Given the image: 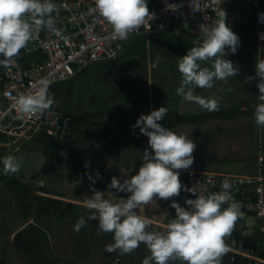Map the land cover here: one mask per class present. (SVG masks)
Returning <instances> with one entry per match:
<instances>
[{
	"label": "crops",
	"instance_id": "obj_1",
	"mask_svg": "<svg viewBox=\"0 0 264 264\" xmlns=\"http://www.w3.org/2000/svg\"><path fill=\"white\" fill-rule=\"evenodd\" d=\"M226 20L232 31L238 34L240 38V47L235 54L229 53L225 58L232 60L234 66H238L239 71L236 75L226 80H214L211 88L194 87L195 95L216 98L219 105L217 110L208 111L194 102L184 100L175 93V89L180 85L181 80V74L177 69L178 60L186 54L184 49H190L194 44L200 42L202 38L199 37L197 39L189 37V32H187L184 27H181L184 31L180 32L178 36L186 41H181L178 38L173 46L171 44H162L158 46V51L160 52L158 57H156L157 59H154V61L158 63L156 66L157 70L153 72L154 75L151 76L152 71H150L147 73V79L138 81L137 78L142 79V77L137 73L133 74L138 83L133 82L137 84V86L132 85L130 88L133 90H130L135 92L136 105L117 104L113 106L108 115L102 111V106L105 103H102L101 107L95 105V111L90 114L82 110L81 112H75L73 110L75 104L69 106L67 108L68 111L62 109L66 112H72L74 115H86V118L92 117L96 136L93 138L90 136L82 137L77 135L81 145V152L78 151L77 155L78 160L75 161V156L71 155L69 150H67L69 152H67V158H72L74 164L70 167L66 165L67 160L64 161V178L62 179L56 176H49L51 179L60 180L58 182L59 184L56 185L58 188L57 192H54V189H51L52 192H50L49 188L44 186L43 187L48 189L50 193L38 192L33 189V187L39 186L33 183L30 187L27 186V188L21 190L19 193L17 192L18 199L23 192L31 191L30 194L32 193L31 195H33V197L34 195L40 194L43 197L63 201L65 204L60 210L63 209L65 212H68V209L72 208V204L79 205L81 209H88L83 204V200L85 196H87L84 193V189L86 190L89 187L97 186L102 192L107 190L105 192L106 198L115 199L117 193L114 191V194L108 193L110 190L107 186L112 176L120 177V174H122L121 171H123L121 167L128 166V162L123 165L122 159H129L131 161L130 167H132L129 171H123V173L128 174L130 172L134 175L142 163V152L148 147L147 137L140 134L139 130H134L135 135L132 134L133 130L130 129L131 115L136 112L147 114L150 110L160 106H164L168 110L162 119V124L165 127L175 124L171 130L177 134L186 135L196 144V148L192 153L194 156L193 164L189 169L180 170L181 172L230 174L236 176L258 175L260 168L257 164V155L260 144V133L264 140V126L257 125L254 121L255 106L259 103V93L256 88L259 78L257 77L249 81H247L246 78L254 75L257 59L264 58V41L260 40L258 36L259 33H264V27L259 28L254 24V13L246 5H237ZM186 42L189 43L185 44ZM135 57L139 58V54ZM149 61L150 60L147 62ZM199 63L201 66L211 67L210 60L200 61ZM145 80L149 84L147 91L142 90L140 87V83L142 84ZM58 88L59 87L56 89L54 88L56 92ZM74 88L75 90L71 100H73L79 92L78 86H74ZM87 94L89 95L88 92ZM0 105L5 106L1 91ZM123 106H125V108L122 110L116 109L117 107ZM177 115L182 117L181 121H179ZM106 122L107 124L105 125ZM81 129L87 132V134L92 133L90 132L91 128L86 126ZM109 136H111L112 139L106 140ZM69 138L70 134L67 143L65 145L63 144V146L74 142V139L70 141ZM17 139H19V137ZM91 142L93 143L91 144ZM9 143L10 142H7V140L0 139V150L2 149V151H0V156L11 155L13 153L14 155H12L17 157L21 162H23L22 160H24V158L30 161L31 158L18 153L21 149L11 152L10 149L12 145L9 146ZM87 145L89 147H87ZM49 156L50 154L47 157L44 155L49 165H46V168L39 172L41 173V177H43L45 171L51 165L50 160L48 163ZM86 163L90 168H85ZM94 163L98 164L97 172L100 174L99 178L94 184L92 181V184H90L89 180V184L86 180L83 182L82 176L84 175L87 177L86 173L95 176L92 170L94 168ZM30 169L32 168L30 167ZM25 170L29 171V165H23L21 163V168L16 173L24 177L21 172L24 174L27 173ZM261 170L264 172V166ZM13 174L14 173L5 174L4 178L7 176V179L5 178L4 180L5 185L17 182L16 179H10ZM75 174H79L78 177L74 178L76 176ZM29 175L31 178L32 174ZM35 176L32 179L33 182L39 179L40 181L46 179V177L36 179ZM54 186L55 184L53 188ZM68 186H70V188L77 186L85 195H66L64 189L68 188ZM0 194L2 195V193ZM186 197L195 198V195L188 191H181L179 195L175 197V200L183 205ZM67 203L68 206L66 208ZM155 204L156 208L153 204H149L140 211L146 214L147 207H149V214H146V216L149 218L150 222L154 224L153 226L160 229V226H164L166 224L165 222H168V220L162 217H156L155 213L156 211L160 213L161 208L164 212L165 210L170 212V206L168 201L164 199L156 200ZM21 207L22 206L18 205L15 212L3 213L0 215V264L91 263L89 261L93 255V251L90 248L93 246L88 247L87 241L88 239H95L97 242L98 237L95 233L86 235V231H84L85 236H83L82 242L79 241V236L78 238L74 237L75 241L73 242L72 236L68 233L67 229L58 228V230L53 228L54 225L45 223L41 226L38 224V218L34 216V207L33 209L30 207V214L27 215H23L24 212L20 211ZM49 208L50 210H48L49 213L47 216H50V222H52L54 220L51 217L54 218L56 212H54V207H52V205H49ZM241 211L243 215L237 219V225L243 229V235L250 236L255 232L257 233L259 225L258 220L252 213L246 211L244 206L241 208ZM80 213L81 212L73 219L70 214L67 221L60 218L58 225H60L61 222L64 223L69 221L74 224L77 218H79ZM57 215H59V213H57ZM2 222L4 227L2 226ZM48 222L49 220L47 223ZM52 229H55V233L52 232ZM54 237L59 239L60 247L58 248L53 241ZM262 237L261 243L264 242V235H262ZM237 238H239V236L234 232H230L224 237L229 250L221 257L223 258L227 254L229 258L228 264H234V255L236 254L241 255L244 259L240 264H245V259L250 261L249 264H264V259L254 253L250 243L247 244L243 239H239L238 241ZM100 243L102 244L101 240H99V245ZM108 257L109 256L104 255L98 260V264H114L113 259H109ZM92 261L94 260L92 259Z\"/></svg>",
	"mask_w": 264,
	"mask_h": 264
},
{
	"label": "clouds",
	"instance_id": "obj_2",
	"mask_svg": "<svg viewBox=\"0 0 264 264\" xmlns=\"http://www.w3.org/2000/svg\"><path fill=\"white\" fill-rule=\"evenodd\" d=\"M147 2L95 0V8L89 11L95 10L111 25L113 38L125 39L130 31L152 17ZM198 3L199 0H190L193 12L199 10ZM54 12H57L54 0H0V66L7 68L41 28L67 40L68 37L55 26ZM258 16L264 17V13H258ZM258 36L264 41V33ZM239 47L240 38L228 25L226 12L221 10L208 36L179 58L177 69L181 80L175 89L176 95L208 111L217 110L218 100L195 95L194 87L211 88L214 80H226L236 75L238 66L225 57L229 53L235 54ZM207 60L211 61V67L199 63ZM257 77L260 102L255 106L254 121L264 126V58L257 59L254 75L246 79ZM49 84L50 81L42 77L35 92L16 98L15 107L20 116L48 110L52 106ZM167 111L166 107L160 106L147 114H140L130 125L133 135L138 128L139 133L147 137L148 147L143 150L142 163L134 175L110 178L107 188L125 195L111 199L105 196L107 190L94 189L90 197L85 196L83 204L95 210L91 218L97 220L98 231L112 233L113 242L104 245L106 252L119 250L121 254H127L142 243L149 254L143 257L141 264H176L177 261L180 264H220V257L229 250L224 237L243 215L241 204L233 198L228 179L221 182V191L208 195H196L182 185L180 170L189 169L193 164L192 153L196 144L161 123ZM21 163L13 155L0 156L5 174L17 172ZM86 175L94 184L100 174ZM181 191L191 192L195 198L186 197L183 205L172 199L170 207L175 210L174 218L164 225L163 231L149 230L150 220L140 210L155 204L156 200L176 197ZM86 222L81 216L73 229L79 231Z\"/></svg>",
	"mask_w": 264,
	"mask_h": 264
},
{
	"label": "built area",
	"instance_id": "obj_3",
	"mask_svg": "<svg viewBox=\"0 0 264 264\" xmlns=\"http://www.w3.org/2000/svg\"><path fill=\"white\" fill-rule=\"evenodd\" d=\"M57 12H54L57 28L68 37L63 40L54 33L41 28L39 33L19 51L10 65L0 66V91L5 106L0 105V138H17L36 124L38 130H45L61 144H66L70 134L71 117L64 112L58 102L54 87L70 81L76 73L91 62L117 59L135 38L143 33L160 30L170 20L178 30L181 27L189 32H197L202 39L210 33L218 13L226 12V18L239 6L246 5L254 13V24L264 27V0H199L198 11L193 12L190 0H161L159 5L147 2L152 17L146 18L141 26L130 31L125 39L113 38L111 25L94 10L95 0H54ZM191 25V28H188ZM49 81L48 94L53 104L48 110L31 115L20 116L15 100L21 94L37 90L40 78ZM260 102V101H259ZM22 125V127H20ZM257 164L260 172L255 176H236L230 174L181 172L179 177L183 186L190 188L196 195H208L221 191V182L228 179L231 193L243 189L247 195L244 204L246 211L258 220V231L264 235V140L259 134ZM0 164V183L5 173ZM191 193V192H190ZM191 193V194H193ZM193 194V195H195ZM264 247V242L262 243Z\"/></svg>",
	"mask_w": 264,
	"mask_h": 264
},
{
	"label": "rangeland",
	"instance_id": "obj_4",
	"mask_svg": "<svg viewBox=\"0 0 264 264\" xmlns=\"http://www.w3.org/2000/svg\"><path fill=\"white\" fill-rule=\"evenodd\" d=\"M180 30H178L175 23H173L171 26H169L165 31L161 33L153 31L144 36H139L136 38L135 42L131 45L130 52L125 54L123 57L110 60V61L94 63L86 69L83 75L77 76L71 81L61 83V84H56L54 88L56 89L57 87H59L61 88V91H62L60 95L57 96L60 106L62 107L63 110L68 111L67 108L71 106L72 104H75L74 109H73L75 112H81L82 110L90 114L95 111L94 109L95 105L101 107V104L105 103L102 106L103 108L102 111L107 113L108 115L110 111L112 110L113 106L117 104L136 105L135 92L132 91L133 90L132 88H130L132 87V85L137 86V84L135 83H138L136 79L134 78L133 74L137 73L138 75L142 77V79L137 78L138 81L147 79V73H149L150 71H152L151 76L154 75L153 72L157 70L156 66L158 64L157 61H154V59H157L156 57H158V54L160 52L158 51V46L162 44H171L173 46L175 41L178 38H180V36H178L179 33L184 31L183 28H180ZM183 40L186 41L185 39ZM202 40L203 39L201 38L200 41ZM188 43L189 42H186L185 44H188ZM143 44L146 45V49L148 50L145 53L139 54L138 51L144 48ZM138 54H139V58H136L135 56H137ZM148 60L150 61L147 62ZM149 66L151 67V69ZM148 85L149 84L147 83L146 80L142 84L140 83V87L144 91L148 90V87H149ZM68 86L69 87L78 86L79 92L76 95L77 97L75 96L73 100H71V98H68L67 96ZM87 92L89 93V95L87 94ZM0 139L7 140V142L12 143L11 137L4 136V138L1 137ZM69 139L70 141L74 139L73 140L74 142H71L70 144L66 145V149L65 148L63 149V155L65 157V160H67L66 165L71 167L74 164L73 163L74 161L72 160V158L71 159H69V157L67 158V154L70 152L71 155L75 156V161H77L78 160L77 155H78V151L81 150V147H80L81 145L79 143V137L77 135L70 136ZM108 139L110 140L112 139V137L109 136L107 137L106 140ZM49 140L50 139L48 138L47 134L45 133L43 129L40 131L38 130L35 134L31 136V138L27 139L23 143V145L19 148V150L21 149V151H19L18 153L24 154L25 156H28L29 158H31L30 161L27 158H24V160H22L23 165H27V164L29 165V171L25 170L27 172L25 174L21 172L24 175V177H21L20 174H17L15 172L13 176L10 177V179L12 178L16 179L17 182H12L7 185H5V182L0 184V193H2V195L0 194V215H2L3 213L7 214L9 212H15L18 205L22 206L20 208L21 209L20 211L24 212L23 215L25 214L27 215V214H30V210H31L30 206L32 207V209L34 207V210H35L34 216L38 218L39 225L43 226V224L45 223L48 225L49 224L54 225V227L53 226L52 227L55 229H58V228L67 229L68 233L72 236L73 242L75 241L74 237L78 238V236L80 237L79 241L82 242L83 236H85V233L86 235L93 234V233L96 234L98 239L101 240L102 244L100 243L99 245L98 239H97V242L95 239L93 240L88 239L87 241L88 247L93 246L90 248L93 251V255L89 261L91 262L90 264H98V260L101 259L104 255L109 256L108 258L109 259L112 258L113 261L115 260L114 264H141L143 257L149 254L147 248L142 243L135 250L127 254H121L119 250L115 252H111V253L106 252L104 250V245L110 244L113 242L111 239L112 233H102L98 231L97 220L91 218L94 215L95 210L86 209V208L81 209L80 207H78V208H70L68 209V212L67 211L65 212V210L62 209L59 215L55 214L54 218L51 217L54 221L50 222L51 221L50 216H47V214L49 213L48 210H50L49 204L47 202H44V201L39 202V203L34 202V197L33 195H31L32 193L30 194L31 191L30 192L27 191V194L24 192L23 194L21 193L22 195L18 199L17 192L19 193L22 189L27 188V186L30 187L31 185H33V183H35V185L39 187L44 186L46 188H49L50 192H52L51 189H54V192L58 191V188L56 185L59 184L58 183L60 181L59 179H51L49 177H46V179L41 180V181L40 179L35 182H33L32 180L33 177L37 175L40 171H42L46 165L47 166L49 165L47 164V160L44 157V152L47 146L46 144ZM92 143L93 142H91V144ZM87 147L89 146L87 145ZM67 150H69V152ZM0 151H2V149ZM49 162L50 161L48 160V163ZM122 162H123V165L127 162L130 164V165L128 164V166L121 167L123 171L127 172L130 170V168H132L130 167L131 161L129 159L123 158ZM93 166L94 168L92 170L94 173H96L98 164L94 163ZM30 167L32 169H30ZM88 168H90L89 165H88ZM32 170H35V171H32ZM123 171H121L122 174H120V176L124 175ZM28 173L32 174L31 178ZM78 175L79 174H77L74 178L78 177ZM128 175H132V173L129 172ZM82 180L83 182H85L86 180L88 184L89 182L90 184H92L91 181L84 175L82 176ZM54 184L55 186L53 188ZM94 189L95 188L89 187L86 190L84 189V193L90 197ZM97 190H100V188H97ZM64 192L66 195H71V194H78L80 196L85 195L83 191L79 190L77 186H73L72 188L68 186V188L64 189ZM37 195H40V194H37ZM153 206L156 208V204H153ZM148 208L149 207H147L146 214H149ZM76 211L81 212L79 215V218L83 216L85 220L87 221L85 226L82 227L79 231H75L73 229V225L76 222H74V224L71 221L64 222V223L61 222V224L58 225L60 218L65 219L67 221V219L69 218L71 214L72 219H73L76 216ZM155 214H156L155 215L156 217L158 218L162 217L168 221L174 218L175 216V212L172 209H170V212H167V210H165L164 212V210H162L161 208V212L159 213L156 211ZM79 218H77V220ZM48 220L49 222L47 223ZM153 225L154 224L150 222L149 230L160 231L158 227L153 226ZM2 226H3V222H2ZM55 229H52L53 233H55L54 231ZM84 231L86 232L84 233ZM53 241L57 248L60 247L59 239L57 237H54ZM226 255L223 258L220 257V264H228L229 258H228V255L227 256ZM92 259L94 261H92ZM66 264H69V263H66ZM176 264H180V262L177 261Z\"/></svg>",
	"mask_w": 264,
	"mask_h": 264
},
{
	"label": "trees",
	"instance_id": "obj_5",
	"mask_svg": "<svg viewBox=\"0 0 264 264\" xmlns=\"http://www.w3.org/2000/svg\"><path fill=\"white\" fill-rule=\"evenodd\" d=\"M148 2L150 4H155V5H159L160 4V2L158 0H148ZM171 24L169 26H171ZM149 33H151V32H149ZM149 33H143V34H141L139 36H144V35L149 34ZM139 36H137V37H139ZM136 38H135V40H136ZM179 39L181 41H184L183 38H181V37ZM135 40L132 41L129 45H127L126 51H124V53L120 57H123L125 54L130 52L131 45L135 42ZM143 45H144V48L142 50L138 51L139 54L140 53H145L148 50V49H146V45L145 44H143ZM195 45L196 44H194V46ZM184 51L187 53L188 49H184ZM85 71H86V69L83 72H81L78 76L83 75L85 73ZM74 90H75L74 86H70V87L68 86V88H67V96H68V98H71L73 96ZM57 92H58V95H60V93L62 92L61 88H58ZM124 108H125V106L117 107L116 109L122 110ZM64 112H66V111H64ZM66 114L71 117V121H72L71 127H70V136L71 135H79V136H82V137L83 136H86V137L90 136V137H93V138L96 136V134L94 132L95 125H94V122L92 120V117L91 118L90 117L86 118V115L78 116V115L72 114V112H66ZM140 114H143V113L136 112V113L131 115L132 116L130 118L131 125L135 123L136 119L138 118V116ZM177 118L179 119V121H181V119H182V117L179 116V115H177ZM162 121H161V123H162ZM106 124H107V122L105 123V125ZM85 126L88 127V128H91L90 132H92V133H88L87 134V132H85L84 130L81 129V128L85 127ZM174 126H175V124H173L172 126L171 125L170 126L167 125V127L170 128V129L173 128ZM20 127H22V125H20ZM135 130H139V129L137 128ZM47 136H48V138L50 140L46 144L47 146H46V150L44 152V155L47 157L50 154L48 160L51 161V165L47 168V170L45 171L43 177L56 176V177L62 179V178H64L63 177L64 176L63 172H64V167H65V163H64L65 157L63 155V149L66 148V146L64 147L63 144L59 143V141L55 140L54 138H52L48 134H47ZM59 148H61V151L59 150ZM40 175H41V173L37 174L35 176V178L36 179L40 178ZM43 177H41V178H43ZM5 178L7 179V176ZM5 178H4V180H5ZM33 189H35L38 192L50 193L48 191V189H46L44 187H33ZM112 190L115 192V189H112ZM25 193L27 194V192H25ZM232 196H233V198L236 201L240 202L241 208H243L244 204L247 201V195L245 194L244 190L243 189H238L235 192H232ZM172 199H175V197H171V198H169L167 200L169 206H170V201ZM43 201L47 202L49 205H52V207H54L53 209H54V212H56L55 214H57L60 211L61 207L65 204L63 201H60L58 199L47 198V197H43L41 195H34V202H38L39 203V202H43ZM67 206H68V203L66 205V208H67ZM224 206L226 207L227 205H224ZM78 207H79V205L72 204V208H78ZM169 208L172 209L171 207H169ZM172 210L175 212L174 209H172ZM78 213L79 212L76 211V215ZM75 217H77V216H75ZM165 223H167V222H165ZM237 224H238V222L236 221L233 229L231 230V233L234 232V233L238 234V236H239V238H237L238 241H239V239H243L247 244L250 243V245L252 246V248L254 250V253L258 254V256H260V258L264 259V249H263L262 243H261L262 239H263V237H262L263 234H261L258 231L257 233L255 232V233H253L250 236H244L243 235L244 234L243 229L238 227ZM243 260L244 259L242 258L241 255H237L236 254V255H234V262L233 263L234 264H240ZM245 262H246L245 264H249L250 261L248 259H245Z\"/></svg>",
	"mask_w": 264,
	"mask_h": 264
},
{
	"label": "water",
	"instance_id": "obj_6",
	"mask_svg": "<svg viewBox=\"0 0 264 264\" xmlns=\"http://www.w3.org/2000/svg\"><path fill=\"white\" fill-rule=\"evenodd\" d=\"M158 1L161 3V0H158ZM171 21H172V20L169 21V23L166 25V27H164L163 29H160V30H156L155 32L161 33V32H163V31H165V30L168 28V26L171 24ZM188 28H191V25H189ZM192 29H193V31L195 30L194 27H192ZM193 31H189L188 36H189V37H194V38H197V39H198V38L200 37L199 34H198L197 32H193ZM110 60H114V59H106V60H103V61H110ZM103 61H95V62H91V63H90L89 65H87L86 67H83L82 69H80V70L76 73V75H75L74 77H76L77 75H79L81 72H83L85 69H87L90 65H92V64H94V63H98V62H103ZM72 79H73V78H72ZM36 131H37V125L34 124V125H32L29 129H27V131H25V133H24L23 135H21V136L19 137V139L16 140V142L13 143V145L11 146L10 151L12 152V151H15V150L19 149L27 139L31 138V136H32L33 134H35ZM59 150L61 151V148H59ZM40 177H41V176H40ZM163 230H164V226H160V231H163ZM114 261H115V260H114Z\"/></svg>",
	"mask_w": 264,
	"mask_h": 264
},
{
	"label": "flooded vegetation",
	"instance_id": "obj_7",
	"mask_svg": "<svg viewBox=\"0 0 264 264\" xmlns=\"http://www.w3.org/2000/svg\"><path fill=\"white\" fill-rule=\"evenodd\" d=\"M92 188H95V189L97 190V188H99V187L96 186V187H92ZM110 190H111V189H110ZM108 193L112 194V193H113V190H112L111 192H108ZM113 194H114V193H113ZM115 194H116V193H115ZM122 194L125 195L124 193H117L116 196H123ZM60 212H61V210H60L58 213H60Z\"/></svg>",
	"mask_w": 264,
	"mask_h": 264
}]
</instances>
